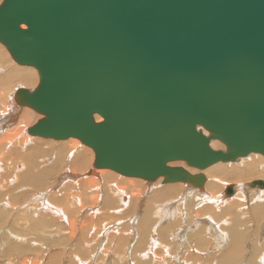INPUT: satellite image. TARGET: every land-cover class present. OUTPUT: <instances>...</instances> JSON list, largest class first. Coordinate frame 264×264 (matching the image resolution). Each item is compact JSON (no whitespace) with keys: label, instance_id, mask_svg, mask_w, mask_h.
Wrapping results in <instances>:
<instances>
[{"label":"water","instance_id":"obj_1","mask_svg":"<svg viewBox=\"0 0 264 264\" xmlns=\"http://www.w3.org/2000/svg\"><path fill=\"white\" fill-rule=\"evenodd\" d=\"M0 41L39 74L15 92L43 115L27 132L78 138L95 168L201 187L170 162L264 155V0H1Z\"/></svg>","mask_w":264,"mask_h":264},{"label":"rangeland","instance_id":"obj_2","mask_svg":"<svg viewBox=\"0 0 264 264\" xmlns=\"http://www.w3.org/2000/svg\"><path fill=\"white\" fill-rule=\"evenodd\" d=\"M5 52H6V54H5ZM0 57H2V59H0V60H2V63H3V65L6 66V68H8V67L10 68L11 66L14 67V66L21 65V64L16 63L14 60H12L8 56L7 50L5 49V47L1 43H0ZM7 57H9V58H7ZM10 59H11V61H10ZM13 67H11V69ZM4 68L5 67H3V69ZM2 75L3 74L0 73V76H2ZM15 80H16V76L12 75L10 80H9L10 83L12 82L10 85L11 87L14 86L13 84H14ZM19 84L20 83L15 84V85H19ZM8 86H7V88H9V89L7 91L5 90L7 93L4 92L6 95L10 92L9 90H12L14 88V87L11 88ZM25 86L26 85H24L23 83L21 85H19V87H25ZM26 87L32 88V85H27ZM13 91H14V89H13ZM5 97L7 99L8 96L4 95L3 99ZM3 99H1L2 101L0 104V109H1L2 104H3ZM6 99H5V101H6ZM11 102L13 103V101H11ZM29 109H31L35 113L36 117L38 116V113H36L33 108L30 107ZM36 117L31 118V122H30L31 124H33L38 119V117L37 118ZM29 136H31V135H29ZM1 141L2 140L0 139V142ZM78 141H80V140H78ZM2 143H1L0 147L3 146ZM56 143H58V144H56ZM215 143L217 145L216 146L217 148H224V146H225L220 141H215ZM16 146L20 149V151L18 149L17 151L12 150L13 153L7 152V156L9 157V159L7 156H5L4 161L9 160V162L8 161H6V162L3 161L4 163L2 162L3 166L5 167L4 172L6 171L5 173L4 172L3 173L6 175H4L2 172H1V174L3 176L0 175V180L6 182L4 184L8 185L6 187L4 186V188H0V193H1L0 194V199H1L0 200L1 201L0 202V204H1L0 210L2 208H4V212H1L2 214L0 215V229L2 230V231L0 230L1 231L0 232V246H1L0 247V251H1L0 252V256H1L0 257V264H22V262H19V260H20L19 258L27 259V263H29L30 259L28 257H31V261L37 260V258H38V260L40 259L38 264H68V263L69 264H79L78 261H82L83 264H89V263L90 264H144L146 262H148L147 264H195V263L196 264H218L219 262L223 261L226 256H227V258L231 257L230 254L234 255V256L231 258V260H230V262H228V264H241V263L242 264H262L263 263L264 264V199H263L264 193L260 192L261 194H259V192L257 191L256 188L253 190L251 188L245 187L246 190L244 191V193H242V197L240 199L241 201H238V199L228 200V201H224V203H222V206H220V207H216V208L215 207H213V208L207 207L206 209H209V212H208V210L206 211V209L202 210L203 214H204V210L208 214L207 213L204 215L201 214L202 216L199 215L201 219L205 218L204 220L202 219V221H200L199 225L202 224V226L205 228L203 231L204 233L203 232H201V233L203 234L204 241L205 240L208 241V242L205 241L208 244H206L204 242V244L202 243L201 247L200 248L198 247L199 248L198 249V248H196L197 245H196V240H195V238L197 236L196 233H197L198 228H197V226L192 225L193 221L192 222L190 221L191 223H189V221H187L188 217L185 215L188 207H187V202H185V200L187 198L185 199V197H183L186 194V193H184L186 187L183 186V184L187 185V183L180 182L181 183L180 186H183V187H179V185H178V187L180 189L177 191V197H175V198L179 197L177 200L175 198L167 199L169 204L170 203L173 204V201H175V202L177 201L176 203L179 202V204H177L175 206V209L178 211V212L176 211L177 214H180L179 216L176 217V219L179 222H178V225L174 224V226L172 227L170 225H165L166 223H171V221H168V220L163 221L164 218L159 219L160 215L158 216V214L155 212V210L157 208V205L159 206L160 202H161L160 201V195L158 196V190L168 188L169 186H170V188H172V186L177 187V183H175V182L163 183L162 181H159V182L155 181L156 186L153 185L154 187L147 188L146 187L147 184L149 185L151 182L149 183L148 181H146L144 179L141 180V178L136 177L137 179L139 178V180H141L140 184H137L135 186L136 188L134 187V189H136L139 193H137V195L135 193V195L137 197H130L131 201H129L130 203H128V205H127V202L125 203V201H127V199H128L127 197H125L126 199L125 198L122 199V197H119L115 192H113L114 190H113L112 185L105 184V181H107L108 179L109 180L115 179L117 181V178L115 176L111 175L110 173L104 174V177H102V179L97 181L99 185L97 184L96 187H92V188L87 187V184L89 186V183H85V182L82 185H81L82 182L79 185H77V184L73 185L74 183H71L73 186L68 183V180L70 181L71 177L66 176V178H65L64 177V171H67V173L69 172V170L72 171L74 173V176H76L75 178L77 180H79V179H81V176H79V174L83 173V172L85 173V172H87V170H89L91 168V167H89L91 165L87 164L88 165L87 167H89V169L85 168V169H87L86 171H83L82 169H76V168H75L76 170H73V168L71 166H70L71 168L69 166L61 168L62 165L58 164V162H56L57 164L55 163V160H54L55 151L59 150L61 157L66 156L67 155L66 151L71 146L70 142L67 143L66 141H60V142L59 141H51V140H46L43 137L34 136L29 141V143L26 144L24 147L22 144H20V145L16 144ZM37 146L39 147V150H37L38 149ZM83 146L86 147L88 150L83 149V148L81 149L79 147L78 148L79 153L81 150V153L86 158L89 156L88 163L91 162V164H92L93 157H94V156L91 157V154H90L92 149L89 147L91 149V151H90L88 146H86L85 144H83ZM33 147H35V148H33ZM22 148H24V149L22 150ZM7 151H8V148H7ZM9 151H11V149H9ZM10 153H11V155H10ZM25 154L27 155V157L25 156ZM92 154H93V152H92ZM29 156H31V158ZM261 156L264 158L263 155H261ZM32 157L34 159H36L37 162H35V160H32L33 159ZM66 157H64L65 158L64 163H66L69 160V157H67V158ZM11 160H13V162H15V161L16 162L13 163ZM22 160H23V162H22ZM53 160H54V163H53ZM31 162H34L33 165ZM30 163H31V166H30ZM6 164H8V165H6ZM28 164H29V167H28ZM34 164L38 165V166L35 165L37 168L34 166ZM53 164H55V165H53ZM173 164L180 165V164H184V163L182 161H176V162H173ZM18 165L21 167L18 168ZM51 165H52V168L50 167ZM12 166H14V167L12 168ZM43 166L45 168L44 170L42 169ZM9 167H11L12 169ZM30 167H31V169L34 168L33 171H31V172L27 171V169H29ZM46 167H47V169H46ZM14 168L16 170H13ZM210 168H212V167H210ZM8 169H11V170H8ZM38 169H40V170H38ZM50 169H51V171H50ZM206 170L207 171H204V172H206V175L209 174V175H207L208 177L217 175L214 168H212V169L207 168ZM23 171H24L25 175H26V173H29V172L32 173V175H31L32 177H30V178H32L31 181H29L28 178H25V176L23 177V175H24V173H22ZM34 171H36V172H34ZM47 171H49V172H47ZM59 172H60V174H59ZM20 173H22V174H20ZM43 173H44V175H42ZM45 173H47V174H45ZM112 173H114L117 176L120 175L119 173H116L114 171ZM211 173H213V174H211ZM14 174H15V176H14ZM62 174H63V176H61ZM17 175H20V177ZM35 175H37V177ZM48 175H52V176L50 177ZM105 175H107V176H105ZM41 176L42 177L48 176V177L42 178ZM122 176L123 175L119 176L121 179H120V181L119 180L118 181H119V183L123 182L121 184L126 186V182H127L125 180L126 178H124ZM9 177H11V178H9ZM35 177L38 179H36ZM13 178L15 179V181ZM23 178L26 180H24ZM40 179H41V181H40ZM8 180H12L10 182V184L7 183ZM33 180H34V182H32ZM42 181L43 182L46 181L45 183L47 185H44V183ZM142 181H144V183ZM234 181L235 180H231V181L229 180L228 183H231V182L233 183ZM13 182H15V183H13ZM31 182L34 185H36L35 186L36 190L34 189V185L31 184ZM36 182H38V184H36ZM50 182H53V183H50ZM0 183H1V181H0ZM16 183H18V185ZM49 183H50V185L51 184L52 185L48 186ZM66 183L69 185L67 186ZM41 184H43V186L46 189L43 186L41 187ZM134 184H136V183H134ZM151 184H153V182ZM29 185L30 186L32 185V186L30 187ZM17 186H20V187H17ZM61 186H63V191L61 189L62 188ZM22 187H24L25 190ZM83 187H84V190H83ZM98 187H100V188H98ZM137 187H139V188H137ZM20 188H22V189H20ZM50 188H51V190H50ZM93 188H94V190H93L94 192H92ZM12 189H14V191ZM29 189H31V191ZM193 189H195V188H193ZM1 191L3 192V194ZM45 191H48V194H49V192H51V193L53 192L54 196L52 194H49V196L53 197L52 200L54 201V198H55V200L61 204V208H63L64 211H65V209L67 210L66 214L69 217H71L69 219L73 220V218H74L75 222L73 220V222H74V231H73L74 233H73V235L71 233H69L70 228H68L69 224H67V222H65L66 230H65V228H63L61 230V233L59 234L57 231H55L54 226H56V223L58 224L60 220L56 221V219H54V221H56V222L54 223L55 225H51L52 227L51 226L47 227L44 223H41L43 225H41V227H40L39 226L40 223L37 224L38 223L37 221H35L34 219H29L30 217H27V216H31L30 214H33L32 212H33V210H35V208L40 207L38 205H40L39 201H41L42 197L39 196V194H41L42 192L44 193ZM7 192H8V194H7ZM72 192H73L74 197H77V199L80 198L79 199L80 201L77 200L75 203L71 204L72 201H75V200L70 198ZM180 192H181V195L179 194L180 195L179 196L178 193H180ZM34 193H36L37 195ZM128 193H129V191L127 190L125 194L127 196H130L129 195L130 193L129 194ZM32 194H34V195H32ZM59 194H60V196H59ZM64 194H66V195H64ZM94 194L99 199V200L97 199L98 203L97 202L95 203L94 200H92L91 195H94ZM115 194H116V196H114ZM5 195L6 196L8 195V197L10 196L9 198H11V199L16 198L17 205H16V203L15 204L12 203V209H9L8 205H7V207L4 205L2 206V202H3L2 197H4ZM69 195H70V197H69ZM78 195H80V196H78ZM164 195H165V197H167L165 193H164ZM170 195L176 196V192H173V193L171 192ZM170 195H168V197H171ZM33 196H35V197H33ZM66 196H67V198H66ZM109 196L112 197V199H114L112 204H109L110 202L107 200L109 198ZM104 197H107V199H104ZM180 197H181V199H180ZM199 198L200 197H198V199H197L198 201L195 200V202L197 201L196 204L199 203ZM37 199H39V200H37ZM226 199H228V198H226ZM259 199H261V200H259ZM21 200L23 202H21ZM106 200L109 203H107ZM155 200H157V202ZM89 202H91V203H89ZM114 202H115V204H114ZM77 203H79V204H77ZM236 203H238V204H236ZM27 204H28V206H30V208L27 206ZM234 204H235V206L233 207ZM79 205H81V207ZM224 206H226V207H224ZM18 207H19V209H18ZM115 207H116V209H115ZM196 207H198L197 209H199L200 205H196ZM222 207L224 209L223 211H221ZM16 208H17V210H16ZM28 208H29V210H28ZM32 208H33V210L31 211ZM216 210H218V211H216ZM16 213H18L19 215ZM22 213L24 214L23 218L25 219L27 224H28V222H33V224H34V222H36L34 224V226L36 227V231L37 232L39 230L41 231L40 234H39L40 231L37 233L38 236L36 234V237L38 238V240H41L42 237L45 239V240L43 239L41 242L40 241L34 242L35 240H31L32 244L30 243V246H35V247L37 246L38 251L37 250L34 251L36 254H32L34 252L29 253L30 252L29 249H26V250L23 249L22 250L21 248H18V246L14 245V244L12 245V243H14L13 241H15V243L16 242L19 244L21 243L23 245V242L28 240L27 238L29 237V235L23 236L22 239H21V237L19 238L17 235H16L17 238L14 237L15 236L14 235L13 238L10 237V239H9V237H8L7 240L4 237L5 233H6L5 232L6 229L8 231H10L8 228V226H9L8 224L11 223L10 222L11 217L16 216V218L18 220V222H16V225L19 222H21L20 224H22V225L26 224V222L23 221L22 217L20 219V215L23 216ZM214 213H215V215L217 214L218 217L216 216V218H214L215 217V215H213ZM144 214L147 215V217L145 219L146 220L145 223H147V225H149L147 228V229H149L148 231L147 230L142 231L139 227L141 220L143 219L142 216ZM72 215H73V217H72ZM76 215H78V217H74ZM212 215H213V217H212ZM4 216H6V217H4ZM206 216H207V218H206ZM208 217L212 218V220L215 222V224H216L215 226L217 228L212 226V225H209L210 223H209ZM3 218H6V219H3ZM217 218H218V220H216ZM176 219L175 220L172 219V220L177 221ZM29 220H31V221H29ZM225 221H226V223H225ZM152 224L155 226H153ZM161 225L165 226L164 232L161 231L162 230V227H160ZM187 226H188V228H187ZM3 228L4 229L6 228V229L4 230ZM49 228L51 229V231ZM47 229H49L48 232H46ZM52 230L54 232H57V234L55 236H54V234H55L54 232L52 234ZM154 230H155V232H154ZM49 232H51V233H49ZM63 232H65V233H63ZM237 232H239V233H237ZM66 233L71 234L70 237H69V235H66ZM151 233L154 235H151ZM157 233H159V234H157ZM43 234H44V236H43ZM39 235H41L40 238H39ZM58 236L62 240L61 243L59 241L57 242V240H60L58 238ZM142 236H143V238H142ZM3 237L5 240H2ZM49 237H52V239ZM160 237L161 238L166 237L164 240H166L167 243H165L166 241H164L163 238L161 239V241L163 240L164 242L163 241L160 242ZM18 239H19V241H18ZM24 239H26V240H24ZM48 239H50V241ZM53 239H55V240H53ZM153 239L157 240L156 245L155 244L153 245V241H152ZM138 240H139V242H138ZM8 241H9V243H8ZM51 241L53 242V244ZM43 242H45V244ZM160 243H163V244L160 245ZM150 244H152V245H150ZM149 245L153 248L152 249L153 252L151 251L152 253L150 252L149 253L150 255H148V256L143 255L142 251L144 253V250L149 248ZM167 246L169 247L168 251L166 250L167 251L166 254H162L161 250L163 249V247L165 249H167L166 248ZM10 247H13V248L15 247V248L12 249ZM203 248H205V249H203ZM9 249L14 253H12ZM7 250L10 253L5 254L4 251L6 252ZM20 250H22V251H20ZM198 250H200V251H198ZM39 251H40V253H39ZM190 251H192V253L194 252L193 254L194 255L196 254V255L194 256ZM15 253H17V254H15ZM197 253H199V254H197ZM19 254H21L22 256L21 255L17 256ZM190 254H192V257ZM35 255L37 258L35 257ZM121 255H122L121 259H118V257ZM6 256H8V257L6 258ZM11 256H13V257H11ZM15 256L19 257L18 260L16 259L17 257H15ZM24 256H25V258H24ZM144 256H145V260H144ZM162 256L164 257V259L161 258ZM74 257H76V258H74ZM73 258H74V260H73ZM188 258L190 261L188 260ZM75 261L77 263H75ZM208 261H210V262H208Z\"/></svg>","mask_w":264,"mask_h":264},{"label":"bare ground","instance_id":"obj_3","mask_svg":"<svg viewBox=\"0 0 264 264\" xmlns=\"http://www.w3.org/2000/svg\"><path fill=\"white\" fill-rule=\"evenodd\" d=\"M1 2V1H0ZM22 27H24V25H22ZM0 43L5 47V49L7 50V53H8V56L12 59V60H14V58L12 57V55H11V53H10V51H9V49H8V47H6L5 45H4V43H2L1 41H0ZM5 54H6V52H5ZM9 57H7V58H9ZM0 59H2V57H0ZM11 59H10V61H11ZM9 61V60H8ZM15 61V60H14ZM16 62V61H15ZM16 63H18V62H16ZM19 64V63H18ZM3 67H5L4 69H3ZM11 67H13V66H11ZM11 67L8 69V68H6V66L5 65H3V63H2V60H0V73H2L3 75L2 76H0V104H1V99H3V96L5 95V96H8L7 97V99H6V97L3 99V104H2V107H1V109H0V139L2 140L1 142H0V145H1V143L3 144V146H1L0 147V175L1 176H3L2 174H1V172L3 173L4 172V170H5V167L3 166V163L4 162H6V161H8L9 162V160H6V161H4V157L5 156H7V152L9 153V152H12V150L13 151H17L19 148L16 146V144H18V145H20V144H22L23 145V147L26 145V144H28L29 143V141L34 137V136H39V135H31V134H29L28 132H27V128L28 127H30L31 125H33V124H31L30 122H31V118H33V117H36L35 116V113L31 110V109H29L30 107L28 106V105H22V104H20V103H17L18 101L15 99V92H16V90L19 88V85H21L22 83L24 84V85H32V87H35L37 84H38V82H39V74H38V72H37V69L35 68V67H33V66H29V65H23V64H21V65H18V66H14L12 69H11ZM12 75H14V76H16V80L14 81V86H12V87H14L13 89H14V91H13V89L12 90H9L8 92V94L6 95L4 92H6L9 88H7V86L8 87H11L10 85H11V83H10V78H11V76ZM18 83H20L19 85H15V84H18ZM25 86V87H26ZM6 87V88H5ZM11 87V88H12ZM31 87V86H30ZM27 88V87H26ZM6 90V91H5ZM12 91V92H11ZM7 93V92H6ZM5 99H6V101H5ZM6 103H5V102ZM11 101H13V103L11 102ZM28 107V108H27ZM36 112V111H35ZM36 113H38V112H36ZM43 115H42V113H38V118H40V117H42ZM36 117V118H37ZM96 120H101V117L100 116H96ZM30 124V125H29ZM205 133H208V131H206V130H203ZM29 135H31V136H29ZM39 137H41V136H39ZM43 138H45L46 140H51V141H66L67 143L68 142H70L71 143V146L68 148V150L66 151V156L67 157H69V160L66 162V163H64V157H66V156H62L61 157V154L59 153L60 151L59 150H56L55 151V156H54V160H55V163L56 162H58V164H60V165H62L61 166V168L62 167H67V166H71L72 168H73V170H76V169H82L83 171H86L87 169H89V167H91L90 169H89V172H88V170H87V172H83V173H80L79 174V176H81V179H79V180H77L75 177L76 176H74V173L72 172V171H70L69 170V172L67 173V171H64V177L66 178V176L67 177H71V179H70V181L68 180V183L69 184H71V183H74L73 185H75V184H77V185H79L81 182V185L82 184H84V182L85 183H89V186H88V184H87V187H96V185L98 184V182L97 181H99L100 179H102V177H104V174H107V173H110L111 175H113V176H115L116 178H117V181L115 180V179H108L107 181H105V184H109V185H112L113 186V192H115L119 197H122V199L123 198H125V197H127L128 199H127V201H125V203L127 202V205H128V203H130L129 201H131V199H130V197H137L136 195H137V193H139L136 189H134V187L137 185V184H140V182H141V180L143 179V178H141V180H139V178L137 179L135 176H125V175H123L122 177H124V178H126L125 180L127 181L126 182V186H124V185H122L121 183H123V182H121V183H119V181H120V177L119 176H121L122 174H120L119 176H117V175H115L114 173H112L113 171L114 172H116V173H118L117 171H115V170H112V169H110V168H95L94 166H93V161H92V164H91V162L90 163H88V158H89V156L86 158L82 153H81V150H80V153H79V150H78V148L80 147L81 149L83 148V149H87L86 147H84L83 146V144L81 143V141H78L79 139L78 138H76V137H67V138H62V139H55V138H50V137H43ZM216 141H218V140H216ZM80 142V143H79ZM56 144H58V143H56ZM64 144V143H63ZM31 145V144H30ZM86 145V144H85ZM211 145H212V147H214V148H216V149H225V146H224V148H217L216 146V143H215V140H213L212 142H211ZM57 146V145H56ZM86 146H88V145H86ZM55 147V146H54ZM7 148H8V151H7ZM33 148H35V147H33ZM32 148V149H33ZM38 148V149H37ZM37 150H39V147L37 146ZM88 148H89V146H88ZM91 148V147H90ZM89 148V149H90ZM9 149H11V151H9ZM24 148H22V150H23ZM27 149V148H26ZM92 149V148H91ZM91 149H90V151H91ZM28 150V149H27ZM35 150V149H34ZM88 150V149H87ZM19 151H20V149H19ZM26 151V150H25ZM36 151V150H35ZM38 152V151H37ZM87 152V151H86ZM85 152V153H86ZM92 152H93V154H92ZM13 153V152H12ZM21 153V152H20ZM90 154H91V157H95V153H94V151H93V149H92V151L90 152ZM261 153H258V152H251V153H249V154H247L246 155V157L245 156H242V157H240V158H237L236 160H234V161H226V162H224V161H217V162H215V163H213V164H211V165H209L208 167H206V168H204L203 170H200V169H196V168H191V167H188V166H186L185 165V163L184 164H180V165H183V166H185L186 167V169H189L192 173H196V172H199V171H201L204 175H205V180H204V182H203V184H202V186L201 187H199V186H196V185H192V184H190V183H187V185H184L183 184V186H185L186 188H185V192L184 193H186L183 197H185V202H187V207H188V209H187V212H186V216L188 217H186L187 218V221H189V223H191L192 221V225H194V226H197V228H198V230H197V236H196V238H195V240H196V245H197V247L196 248H200L201 247V244L203 243L204 244V242L206 241H204V238H203V234L201 233V232H203L204 231V227L202 226V224L201 225H199V223H200V221H202V219L204 220L205 218H200V216L199 215H201V214H203L202 212V210L203 209H206L207 207L209 208V207H211V208H213V207H220V206H222V203H224V201H228V200H234V199H238V201H241L240 199H241V197H242V193H244V191L246 190V188L245 187H247V188H251V189H257V191L259 192V194H261V193H264V188H261V187H259L258 185H255V186H253L252 184H250V182L251 181H253V180H256V179H263L264 180V158L261 156V155H263V154H261ZM10 155H11V153H10ZM24 155V154H23ZM63 155V154H62ZM250 155V156H249ZM25 156L27 157V155L25 154ZM264 156V155H263ZM8 157V156H7ZM30 158H31V156H29ZM66 157V158H67ZM94 157H93V160H94ZM245 157V158H244ZM33 158V157H32ZM7 159V158H6ZM8 159H9V157H8ZM27 160V159H26ZM32 160H35V162H37L36 161V159H32ZM54 160H53V163H54ZM4 161V162H3ZM12 162H13V160H11ZM21 161V160H20ZM3 162V163H2ZM16 162V161H15ZM15 162H13V163H15ZM18 162V161H17ZM22 162H23V160H22ZM52 162V161H51ZM234 162V163H233ZM21 163V162H20ZM28 163V162H27ZM26 163V164H27ZM32 163V165H33V163L34 162H31ZM31 163H30V166H31ZM11 164V163H10ZM57 164V163H56ZM90 164L91 166H89V167H87L88 165ZM170 164H172V165H178V164H173V162H170ZM6 165H8V164H6ZM38 166L37 164H34V166ZM53 165H55V164H53ZM35 166V167H36ZM14 166H12V168H13ZM19 167H21V166H19L18 165V168ZM26 167V166H25ZM28 167H29V164H28ZM51 168H52V165L50 166ZM70 167V168H71ZM210 167H212V168H214V170H215V172H216V174L217 175H214V176H207V175H209V174H207L206 175V172H204V171H207L206 169L207 168H209V169H212V168H210ZM9 168H11V167H9ZM11 168V169H12ZM17 168V167H16ZM17 168V169H18ZM37 168V167H36ZM76 168V169H75ZM85 168H87V169H85ZM11 169H8V170H11ZM33 169L34 168H32L31 169V167L29 168V169H27V171H33ZM42 169L44 170L45 168H44V166L42 167ZM46 169H47V167H46ZM55 169V168H54ZM85 169V170H84ZM7 170V171H8ZM13 170H16L15 168L13 169ZM19 170V169H18ZM38 170H40V169H38ZM49 170V169H48ZM64 170V169H63ZM72 170V169H71ZM213 170V171H214ZM26 171V170H25ZM37 171V170H36ZM36 171H34V172H36ZM46 171V170H45ZM50 171H51V169H50ZM78 171V170H77ZM111 171V172H110ZM211 171V170H210ZM6 172V171H5ZM4 172V173H5ZM19 172V171H18ZM26 173V175H25V173H24V171L22 172V173H24V175H23V177L25 176V178H28V180L29 181H31V179L32 178H30V177H32L31 175H32V173ZM47 172H49V171H47ZM3 173V174H4ZM17 173V172H16ZM22 173H20V174H22ZM38 173V172H37ZM19 174V173H18ZM45 174H47V173H45ZM59 174H60V172H59ZM211 174H213V173H211ZM4 175H6V174H4ZM9 175V174H8ZM11 175V174H10ZM42 175H44V173L42 174ZM78 175V174H77ZM14 176H15V174H14ZM17 176H19L20 177V175H17ZM28 176V177H27ZM36 177H37V175H35ZM48 176H52V175H48ZM48 176H46V177H48ZM60 176V175H59ZM61 176H63V174L61 175ZM105 176H107V175H105ZM109 176V175H108ZM8 177V176H7ZM34 177V176H33ZM35 177V178H36ZM40 177V176H39ZM42 177V176H41ZM46 177H42V178H46ZM9 178H11V177H9ZM78 178V177H77ZM108 178V177H107ZM112 178V177H111ZM114 178V177H113ZM14 179V178H13ZM17 179V178H16ZM20 179V178H19ZM24 179V178H23ZM34 179V178H33ZM36 179H38V178H36ZM106 179V178H105ZM243 179V180H242ZM24 180H26V179H24ZM27 180V181H28ZM46 180V179H45ZM119 180V181H118ZM123 180V179H122ZM144 180H146V179H144ZM231 181V180H235L233 183L231 182V183H228V181ZM246 180V181H245ZM1 181V183H0V188H4V186L6 187V186H8V185H6V184H4V183H6V182H4V181H2V180H0ZM12 180H8L7 181V183H9L10 184V182H11ZM14 181H15V179H14ZM40 181H41V179H40ZM59 181V180H58ZM63 181V180H62ZM146 181H148L149 183L151 182H153V184H147V188H149V187H154V186H156V183H155V181L156 182H159V181H162V176H160V177H158L157 179H155V180H153V181H149V180H146ZM32 182H34V180L32 181ZM31 182V184H33ZM43 182V181H42ZM46 182V181H45ZM45 182H43L44 183V185H47ZM64 182V181H63ZM143 183H144V181H142ZM13 183H15V182H13ZM20 183V182H19ZM29 183V182H28ZM50 183H53V182H50ZM50 183H49V185L48 186H51L50 185ZM134 183H136V184H134ZM146 183V182H145ZM168 183V182H167ZM175 183H177V187H174V186H172V188H170V186L168 187V188H164V189H161V190H158V196L160 195V205L158 206L157 205V208H156V210H155V212L158 214V216L160 215V218L159 219H163L164 218V220L163 221H165V220H168V221H171V223H166L165 225H170V226H174V224H177L178 225V220L176 219V217L177 216H179L180 214H177V210L175 209V206L177 205V204H179V202L178 203H176L175 201H173V204H169V202L167 201V199H170V198H175V197H177V191L180 189L179 187H183V186H180L181 185V183L180 182H175ZM184 183H186V182H184ZM17 185H18V183H16ZM36 184H38V182H36ZM67 184V183H66ZM69 184H67V186L69 185ZM23 185V184H22ZM26 185V184H25ZM34 185V184H33ZM65 185V184H64ZM63 185V186H64ZM72 185V184H71ZM72 185V186H73ZM99 185V184H98ZM134 185V186H133ZM154 185V186H153ZM170 185V184H169ZM176 185V184H175ZM178 185H179V187H178ZM227 185H232V188H233V194L231 195V196H228V195H226L225 194V188L227 187ZM30 186V185H29ZM32 186V185H31ZM30 186V187H31ZM36 185H34V189L36 188L35 187ZM39 186V185H38ZM37 186V187H38ZM43 186V184H41V187ZM54 186V185H53ZM63 186H61L62 188V191H63ZM85 186V185H84ZM13 187V186H12ZM17 187H20V186H17ZM16 187V188H17ZM25 187V186H24ZM24 187H22L23 189H24ZM29 187V188H30ZM44 187V186H43ZM133 187V188H132ZM9 188V187H8ZM22 188H20V189H22ZM26 188V187H25ZM45 188V187H44ZM43 188V189H44ZM54 188V187H53ZM98 188H100V187H98ZM104 188V187H103ZM110 188V187H109ZM136 188V187H135ZM137 188H139V187H137ZM141 188V187H140ZM145 188V187H144ZM170 188V189H169ZM193 188H195V189H193ZM19 189V190H20ZM40 189V188H39ZM46 189V188H45ZM49 189V188H48ZM6 190V189H5ZM8 190V189H7ZM13 191H14V189H12ZM11 190V191H12ZM25 190V189H24ZM23 190V191H24ZM27 190V189H26ZM30 191H31V189H29ZM28 190V191H29ZM36 190V189H35ZM50 190H51V188H50ZM83 190H84V187H83ZM91 190V189H90ZM94 190V188L92 189V192H94L93 191ZM101 190V189H100ZM129 191V195L130 196H127L125 193H126V191ZM142 190V189H141ZM144 190V189H143ZM250 190V189H249ZM12 191V192H13ZM38 191V190H37ZM59 191V190H58ZM140 191V190H139ZM182 191V190H181ZM252 191V190H251ZM2 192V191H1ZM39 192V191H38ZM98 192V191H97ZM173 193V192H176V196H171L170 195V193ZM261 192V193H260ZM22 193V192H21ZM33 193V192H32ZM40 193V192H39ZM66 193V192H65ZM102 193V192H101ZM111 193V192H110ZM135 193H136V195H135ZM157 193V192H156ZM164 193L166 194V196L167 197H165V195H164ZM1 194V193H0ZM2 194H3V192H2ZM7 194H8V192H7ZM14 194V193H13ZM20 194V193H19ZM31 194V193H30ZM34 194H36V193H34ZM34 194H32V195H34ZM48 194V191H45L44 193L42 192L41 194H39V196H41L42 198H41V201H39L40 202V205H38V206H40L39 208H35V210H33V208L31 209V211L33 210V214H30L31 216H27V217H30L29 219H34L35 221H37L38 223L37 224H39L40 223V227H41V225H43V224H41V223H44L47 227L48 226H51V225H55L54 223L56 222V221H58V220H60L59 221V223L57 224L56 223V226H54L55 228V231H57L59 234L61 233V230L63 229V228H65V222H67V224H69V227L68 228H70V232L69 233H71L72 235H73V231H74V222H75V220H74V218H73V220H74V222H73V220H71V219H69V218H71V217H69L67 214H66V209H65V211H64V209L63 208H61V204L59 203V202H57L56 200H55V198H54V201L52 200L53 199V197L52 196H49V194H52L53 195V192L51 193V192H49V194ZM57 194V193H56ZM92 194V193H91ZM99 194V193H98ZM114 194V193H113ZM116 194L114 195V196H116ZM125 194V195H124ZM154 194V193H153ZM181 195V192L180 193H178V195ZM183 194V193H182ZM37 195V194H36ZM35 195V196H36ZM64 195H66V194H64ZM107 195V194H106ZM168 195H170L171 197H168ZM179 195V196H180ZM16 196V195H15ZM35 196H33V197H35ZM54 196V195H53ZM59 196H60V194H59ZM78 196H80V195H78ZM10 197V196H9ZM8 197V195L6 196H4V197H2V199H3V202H2V206L4 205V206H6L7 207V205H8V208L9 209H12V203H16V198H13V199H11V198H9ZM65 197V196H64ZM69 197H70V195H69ZM85 197V196H84ZM90 197V196H89ZM91 197H92V200H94V202L96 203H98V201H97V196L94 194V195H91ZM101 197V196H100ZM155 197V196H154ZM198 197H200L199 198V203H197L196 204V202L198 201L197 199H198ZM230 197V198H229ZM251 197V196H250ZM66 198H67V196H66ZM71 199H73V200H75V201H72L71 202V204L72 203H75L77 200L78 201H80L79 199H77V197H74V195H73V192H72V194H71V197H70ZM179 198V197H178ZM178 198H175L176 200L178 199ZM226 198H228V199H226ZM27 199V198H26ZM35 199V198H34ZM63 199V198H62ZM65 199V198H64ZM82 199V198H81ZM102 199V198H101ZM104 199H107V197H104ZM126 199V198H125ZM180 199H181V197H180ZM179 199V200H180ZM224 199V200H223ZM226 199V200H225ZM244 199V198H243ZM264 199V198H263ZM1 200V199H0ZM18 200V199H17ZM36 200V199H35ZM37 200H39V199H37ZM91 200V199H90ZM99 200V199H98ZM107 200L110 202H107ZM106 200V202L107 203H109V204H112L113 203V201H114V199H112V197H110L109 196V198ZM133 200V199H132ZM152 200V199H151ZM195 200H197L196 202H195ZM259 200H261V199H259ZM29 201V200H28ZM56 201V202H55ZM124 201V200H123ZM156 202H157V200H155ZM184 201V200H183ZM1 202V201H0ZM21 202H23L22 200H21ZM25 202V201H24ZM260 202V201H259ZM59 203V204H58ZM89 203H91V202H89ZM93 203V202H92ZM24 204V203H23ZM77 204H79V203H77ZM101 204V203H100ZM108 204V205H109ZM114 204H115V202H114ZM113 204V205H114ZM236 204H238V203H236ZM1 205V204H0ZM16 205H17V203H16ZM96 205V204H95ZM104 205V204H103ZM130 205V204H129ZM196 205H200V208L199 209H197L198 207H196ZM15 206V205H14ZM22 206V205H21ZM27 206H28V204H27ZM34 206V205H33ZM70 206V205H69ZM78 206V205H77ZM80 207H81V205H79ZM101 206V205H100ZM235 206V204L233 205V207ZM25 207V206H24ZM29 208H30V206H28ZM67 207V206H66ZM91 207V206H90ZM110 207V206H109ZM135 207V206H134ZM182 207V206H181ZM224 207H226V206H224ZM29 208H28V210H29ZM238 208V207H237ZM7 209V208H6ZM18 209H19V207H18ZM102 209V208H101ZM115 209H116V207H115ZM218 209V208H217ZM16 210H17V208H16ZM96 210V209H95ZM208 210V212H209V209H206V211ZM224 209H223V207H222V209H221V211H223ZM229 210V209H228ZM240 210V209H239ZM80 211V210H79ZM101 211V210H100ZM177 211V212H176ZM216 211H218V210H216ZM1 212H4V208H2L1 210H0V215L2 214ZM17 212V211H16ZM30 212V211H29ZM28 212V213H29ZM180 212V211H179ZM212 212V211H211ZM74 213V212H73ZM94 213V212H93ZM207 212H205V210H204V214H206ZM218 213V212H217ZM229 213V212H228ZM16 214H18V213H16ZM21 214V213H20ZM23 214V213H22ZM116 214V213H115ZM203 214V215H204ZM208 214V213H207ZM5 215V214H4ZM8 215V214H7ZM19 215V214H18ZM213 215H215V213L213 214ZM213 215H212V217H213ZM220 215V214H219ZM246 215V214H245ZM10 216V215H9ZM202 216V215H201ZM208 216V215H207ZM207 216H206V218H207ZM216 216H217V214L215 215V217L214 218H216ZM4 217H6V216H4ZM21 217H22V219H23V221H25V219L23 218L24 217V214H23V216H21L20 215V219H21ZM26 217V218H27ZM72 217H73V215H72ZM74 217H78V215H76V216H74ZM102 217V216H101ZM146 217H147V215L146 214H144L143 216H142V220H141V223H140V229L143 231H148L149 229H147L148 228V226L149 225H147V223H145L146 222ZM218 217V216H217ZM185 218V217H184ZM213 218V219H214ZM236 218V217H235ZM3 219H6V218H3ZM53 219V220H52ZM54 219H56V221H54ZM79 219V218H78ZM77 219V220H78ZM124 219V218H123ZM149 219V218H148ZM172 219H176L177 221H174V220H172ZM207 220V219H206ZM208 220H209V225H212V226H214V227H216L215 225V222L212 220V218H210V217H208ZM216 220H218V218L216 219ZM6 221V220H5ZM29 221H31V220H29ZM186 221V220H185ZM191 221V222H190ZM11 223L10 224H8L9 226H8V228H9V230L13 233H11L10 231H8L6 228V233H5V238H6V240L8 239V237H9V239H10V237H12L13 238V236L14 237H16V235L20 238L21 237V239H22V237L23 236H25V235H29V237L27 238L28 240L27 241H24L23 242V245L20 243H15V241H13L14 243H12V245L14 244V245H16V246H18V248H21L22 250L23 249H29L30 250V252L29 253H31V252H34V251H36L37 250V246L35 247V246H30V243H31V240H35L34 242H36V241H42L44 238L42 237V239L41 240H38V238L36 237V234L40 231H36V227L34 226V224L36 223V222H34V224H33V222H28V224H27V222H26V224L25 225H22V224H20L21 222H19L17 225H16V222H18V220H17V218H16V216H13V217H11V221H10ZM85 222V221H84ZM94 222V221H93ZM208 222V221H207ZM2 223V222H1ZM24 223V222H23ZM173 223V224H172ZM225 223H226V221H225ZM4 224V223H3ZM36 224V225H37ZM60 224V225H59ZM151 224V223H150ZM172 224V225H171ZM229 224V223H228ZM78 225V224H77ZM153 225V224H152ZM2 226V225H1ZM67 226V225H66ZM135 226V225H134ZM153 226H155V225H153ZM152 226V227H153ZM205 226V225H204ZM3 227V226H2ZM38 227V226H37ZM52 227V226H51ZM50 227V228H51ZM122 227V226H121ZM160 227H162V230L161 231H163L164 232V227L165 226H160ZM167 227V226H166ZM206 227V226H205ZM44 228V227H43ZM42 228V229H43ZM49 228V229H50ZM156 228V227H155ZM187 228H188V226H187ZM211 228V227H210ZM217 228V227H216ZM237 228V227H236ZM4 229V228H3ZM4 229V230H5ZM45 229V228H44ZM43 229V230H44ZM49 229H47V231L46 232H48L49 231ZM123 229V228H122ZM152 229V228H151ZM1 230V229H0ZM65 230H66V228H65ZM153 230V229H152ZM222 230V229H221ZM2 231V230H1ZM0 231V232H1ZM45 231V230H44ZM43 231V232H44ZM50 231H51V229H50ZM68 231V230H67ZM90 231V230H89ZM88 231V232H89ZM159 231V230H158ZM160 231V232H161ZM173 231V230H172ZM217 231V230H216ZM53 230H52V234H53ZM57 232H54L55 234H54V236L57 234ZM104 232V231H103ZM132 232V231H131ZM154 232H155V230H154ZM187 232V231H186ZM236 232V231H235ZM41 233V231L39 232V234ZM49 233H51V232H49ZM63 233H65V232H63ZM147 233V232H146ZM204 233V232H203ZM237 233H239V232H237ZM71 234H68V233H66V235H69V237H70V235ZM137 234V233H136ZM139 234V233H138ZM157 234H159V233H157ZM183 234V233H182ZM50 235V234H49ZM62 235V234H61ZM76 235V234H75ZM140 235V234H139ZM138 235V236H139ZM147 235V234H146ZM151 235H154V234H152L151 233ZM37 236H38V234H37ZM40 236L41 235H39V238H40ZM43 236H44V234H43ZM60 236V235H59ZM59 236H58V238H59ZM94 236V235H93ZM163 236V235H162ZM169 236V235H168ZM190 236V235H189ZM194 236V235H193ZM235 236V235H234ZM4 237L2 238V240H5L4 239ZM62 237V236H61ZM68 237V236H67ZM73 237V236H72ZM117 237V236H116ZM164 237V236H163ZM162 237V238H163ZM185 237V236H184ZM17 238V237H16ZM49 238H51L52 239V237H49ZM54 238V237H53ZM57 238V239H58ZM63 238V237H62ZM65 238V237H64ZM138 238V237H137ZM142 238H143V236H142ZM161 237H160V242H162L165 238H163V240L161 241V239H162ZM192 238V237H191ZM60 240H57V242L59 241L60 243H61V238H59ZM81 239V238H80ZM120 239V238H119ZM13 240V239H12ZM24 240H26V239H24ZM45 240V239H44ZM49 241H50V239H48ZM53 240H55V239H53ZM64 240V239H63ZM18 241H19V239H18ZM84 241V240H83ZM153 241V245L155 244L156 245V243H157V240L156 239H153L152 240ZM159 241V240H158ZM164 241H166V240H164ZM163 241V242H164ZM169 241V240H168ZM228 241V240H227ZM7 242V241H6ZM5 242V243H6ZM46 242V241H45ZM45 242H43L44 244H45ZM52 242V241H51ZM80 242V241H79ZM138 242H139V240H138ZM194 242V241H193ZM206 242H208V241H206ZM205 242V243H206ZM216 242V241H215ZM8 243H9V241H8ZM63 243V242H62ZM86 243V242H85ZM92 243V242H91ZM133 243V242H132ZM165 243H167V241L165 242ZM164 243V244H165ZM217 243V242H216ZM32 244V243H31ZM52 244H53V242H52ZM110 244V243H109ZM163 243H160V245H162ZM169 244V243H168ZM206 244H208V243H206ZM11 245V246H12ZM150 245H152V244H150ZM149 245V248H147V249H145L144 250V253H143V251H142V254L143 255H150L149 253L152 251V247ZM194 245V244H193ZM10 246V245H9ZM82 246V245H81ZM121 246V245H120ZM1 247V246H0ZM54 247V246H53ZM146 247V246H145ZM208 247V246H207ZM10 248H12V249H14L13 247H10ZM17 248V249H18ZM167 249H165L164 247H163V249L161 250V253L162 254H166V252L168 251V246L166 247ZM198 248V249H199ZM233 248V247H232ZM203 249H205V248H203ZM234 249V248H233ZM232 249V250H233ZM10 250V249H9ZM19 250V249H18ZM22 250H20V251H22ZM167 250V251H166ZM202 250V249H201ZM227 250V249H226ZM11 251V250H10ZM38 251V250H37ZM41 251V250H40ZM40 251H39V253H40ZM43 251V250H42ZM134 251V250H133ZM198 251H200V250H198ZM1 252V251H0ZM12 252V251H11ZM90 252V251H89ZM101 252V251H100ZM153 252V251H152ZM151 252V253H152ZM191 253H192V251H190ZM196 252V251H195ZM202 252V251H201ZM237 252V251H236ZM4 253L5 254H7V253H10V252H8V250L5 252L4 251ZM12 253H14V252H12ZM22 253V252H21ZM70 253V252H69ZM72 253V252H71ZM74 253V252H73ZM194 253V252H193ZM192 253V254H193ZM4 254V255H5ZM15 254H17V253H15ZM32 254H36L35 252L34 253H32ZM192 254H190L191 255V257H192ZM197 254H199V253H197ZM210 254V253H209ZM3 255V254H2ZM21 254H19V255H17V256H20ZM26 255V254H25ZM28 255V254H27ZM74 255V254H73ZM154 255V254H153ZM194 255V254H193ZM196 255V254H195ZM194 255V256H195ZM229 255V254H228ZM17 256H15V257H17ZM22 256V255H21ZM34 256V255H33ZM155 256V255H154ZM164 256V255H163ZM161 257V258H163L164 259V257ZM198 256V255H197ZM230 256L231 257H228L227 258V256L224 258V260L223 261H221V262H219L218 264H228V262H230V260H231V258L234 256V255H231L230 254ZM259 256V255H258ZM1 257V256H0ZM8 256H6V258H7ZM11 257H13V256H11ZM35 257H36V255H35ZM42 257V256H41ZM121 257H122V255L121 256H119L118 257V259H121ZM143 257V256H142ZM173 257V256H172ZM175 257V256H174ZM261 257V256H260ZM18 258L19 257H17L16 259L18 260ZM24 258H25V256H24ZM29 259H30V264H38V262H39V260H38V258H37V260H33V261H31V257H28ZM74 258H76V257H74ZM74 258H73V260H74ZM171 258V257H170ZM236 258V257H235ZM14 259V258H13ZM20 260H19V262H22V264H29V263H27V259H22V258H19ZM43 259V258H42ZM41 259V260H42ZM85 259V258H84ZM83 259V260H84ZM191 259V258H190ZM195 259V258H194ZM197 259V258H196ZM208 259V258H207ZM261 259V258H260ZM76 260V259H75ZM144 260H145V256H144ZM187 260V259H186ZM188 260H189V258H188ZM199 260V259H198ZM263 260V259H262ZM54 261V260H53ZM77 261V260H76ZM75 261V263H77ZM164 261V260H163ZM166 261V260H165ZM184 261V260H183ZM190 261V260H189ZM188 261V262H189ZM202 261V260H201ZM206 261V260H205ZM204 261V262H205ZM55 262V261H54ZM79 262V264H83V262L82 261H78ZM208 262H210V261H208ZM262 262V261H261ZM144 263V262H143ZM148 262H146V263H144V264H147ZM186 263V262H185ZM216 263V262H215ZM260 263V262H259ZM69 264V263H68ZM90 264V263H89ZM196 264V263H195ZM242 264V263H241ZM263 264V263H262Z\"/></svg>","mask_w":264,"mask_h":264}]
</instances>
